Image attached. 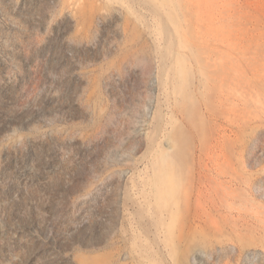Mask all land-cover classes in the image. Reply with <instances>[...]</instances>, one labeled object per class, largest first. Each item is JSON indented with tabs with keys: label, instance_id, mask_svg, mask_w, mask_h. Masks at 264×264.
I'll return each instance as SVG.
<instances>
[{
	"label": "rangeland",
	"instance_id": "obj_1",
	"mask_svg": "<svg viewBox=\"0 0 264 264\" xmlns=\"http://www.w3.org/2000/svg\"><path fill=\"white\" fill-rule=\"evenodd\" d=\"M0 264H264V0H0Z\"/></svg>",
	"mask_w": 264,
	"mask_h": 264
}]
</instances>
